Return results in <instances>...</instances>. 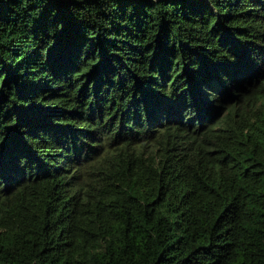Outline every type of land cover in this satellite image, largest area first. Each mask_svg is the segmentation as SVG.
Wrapping results in <instances>:
<instances>
[{"label": "trees", "instance_id": "1", "mask_svg": "<svg viewBox=\"0 0 264 264\" xmlns=\"http://www.w3.org/2000/svg\"><path fill=\"white\" fill-rule=\"evenodd\" d=\"M0 264H264V0H0Z\"/></svg>", "mask_w": 264, "mask_h": 264}]
</instances>
